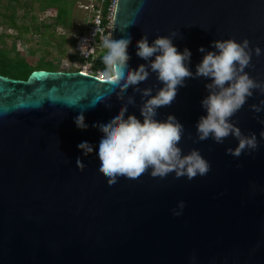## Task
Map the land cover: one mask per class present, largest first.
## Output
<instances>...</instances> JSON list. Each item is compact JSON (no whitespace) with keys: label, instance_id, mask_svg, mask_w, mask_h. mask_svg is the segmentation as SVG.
<instances>
[{"label":"water","instance_id":"obj_1","mask_svg":"<svg viewBox=\"0 0 264 264\" xmlns=\"http://www.w3.org/2000/svg\"><path fill=\"white\" fill-rule=\"evenodd\" d=\"M172 30L178 50L190 49L195 72L198 47L211 50L216 39L247 37L264 49V0H117L113 35L130 33L129 68L146 63L135 44L144 33L151 42ZM245 70L264 80V54H253ZM206 82L186 78L157 118L176 115L184 125L179 146L199 149L209 171L191 179L145 171L109 184L97 167L101 131L93 123L124 102L119 88L98 97L115 85L81 70L34 69L26 79L0 74V264H264V124L257 119L264 111L250 108L264 94L254 89L231 118L259 142L234 156L226 152L238 144L232 135L223 143L197 139ZM158 84L153 73L140 87ZM128 95L136 99L128 113L142 119L140 93L129 87ZM81 112L86 129L74 123ZM82 141L93 152L83 155Z\"/></svg>","mask_w":264,"mask_h":264},{"label":"clouds","instance_id":"obj_2","mask_svg":"<svg viewBox=\"0 0 264 264\" xmlns=\"http://www.w3.org/2000/svg\"><path fill=\"white\" fill-rule=\"evenodd\" d=\"M175 35V30H172L168 35H157L149 42L148 35L144 33L135 44L136 54L146 63L134 69L128 67L130 33L123 32L118 38L108 33L102 39V47L106 49L102 56L104 77L115 87L107 93H99L98 97L116 92L115 89L119 88L116 94L124 100L107 120L93 123L101 131L95 145L97 167L109 184L115 183L119 176L137 178L145 171L159 177L174 172L175 176H186L188 179L209 171L210 162L199 149L192 148L184 153L179 146L184 125L176 115L168 113L163 119L157 118L158 109L173 102L178 89L186 85V78L189 77H204L207 81V94L200 100L204 114L195 122L197 139L211 137L215 142L223 143L225 137L232 135L238 144L235 148H226V152L234 156L258 147L256 133L244 134L231 118L253 96L254 89L264 94V80L252 77L245 70L251 65L252 55L260 56L264 54V49L259 45H250L247 37L240 40L233 37L216 39L210 42L211 50L203 45L198 47L203 56L193 72L191 51L187 47L178 50L173 43ZM87 41L88 38H84L82 43ZM153 73L159 84L140 87L141 82ZM129 87L133 88V92L140 93L142 119L128 113V105L136 104L133 95L122 96ZM250 108L256 113L264 111V99L251 104ZM257 119L264 124V118ZM74 123L80 129L88 127L83 112L74 117ZM261 135L264 136V133ZM77 147L85 156L94 150L89 141H82ZM76 164L83 169L80 157H77ZM183 208L184 201H178L173 214L180 215Z\"/></svg>","mask_w":264,"mask_h":264},{"label":"rangeland","instance_id":"obj_3","mask_svg":"<svg viewBox=\"0 0 264 264\" xmlns=\"http://www.w3.org/2000/svg\"><path fill=\"white\" fill-rule=\"evenodd\" d=\"M7 2L0 0V57L6 54L12 60L27 58L36 66L42 56L56 64L59 70L79 66L80 61L75 59L72 50L73 36L82 29L83 18L86 17V13L78 6L79 0H69L70 13L65 17V24L55 19V8L40 9V0H32L31 6L26 8L15 4L14 14L11 8L5 7ZM11 15L17 24L22 25L20 31L10 25ZM31 16H35L36 23L40 24L38 32L33 28L30 31L23 29L33 25ZM95 72L104 74L102 69Z\"/></svg>","mask_w":264,"mask_h":264},{"label":"built area","instance_id":"obj_4","mask_svg":"<svg viewBox=\"0 0 264 264\" xmlns=\"http://www.w3.org/2000/svg\"><path fill=\"white\" fill-rule=\"evenodd\" d=\"M117 0H79L78 6L86 13L82 29L73 36L72 50L75 59L80 61L79 70L88 74L104 77L95 71L96 65L103 63L102 56L106 49L102 47V39L113 33V19ZM88 38L87 43H82ZM96 67V70H95Z\"/></svg>","mask_w":264,"mask_h":264},{"label":"trees","instance_id":"obj_5","mask_svg":"<svg viewBox=\"0 0 264 264\" xmlns=\"http://www.w3.org/2000/svg\"><path fill=\"white\" fill-rule=\"evenodd\" d=\"M40 1H41L40 9H44L47 7L55 8L56 9L55 19L57 20V22L65 24L66 22L65 17L68 16L70 13V9L68 7V5L70 4L69 0H40ZM31 2L32 0H24L23 2H21V0H8L5 7L11 8L14 14L15 4L22 5L23 7L26 8L31 6ZM9 18H10L9 20L10 25L20 31V27L22 25L16 23L13 15H11ZM31 20L33 21V25H28L23 27L24 31H30L33 28L36 32H38L40 30V24L36 23L37 21L36 17L31 16ZM51 35L53 34L51 33ZM96 67L98 68L100 67V69L104 71L103 63L100 65H96ZM34 69L59 70L56 64H54L52 61L42 56L40 57L36 66H33L31 61L28 60L27 58L26 59L19 58L12 60L8 58L6 54H2V57H0V74L13 78L26 79L30 74V72ZM68 70H79V68L78 67L70 68Z\"/></svg>","mask_w":264,"mask_h":264}]
</instances>
